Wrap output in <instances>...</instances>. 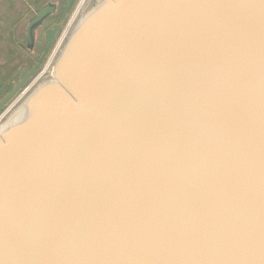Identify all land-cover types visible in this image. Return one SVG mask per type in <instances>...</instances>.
Here are the masks:
<instances>
[{"label": "water", "instance_id": "95a60500", "mask_svg": "<svg viewBox=\"0 0 264 264\" xmlns=\"http://www.w3.org/2000/svg\"><path fill=\"white\" fill-rule=\"evenodd\" d=\"M85 17L0 126V264H264V0Z\"/></svg>", "mask_w": 264, "mask_h": 264}, {"label": "rangeland", "instance_id": "374dc122", "mask_svg": "<svg viewBox=\"0 0 264 264\" xmlns=\"http://www.w3.org/2000/svg\"><path fill=\"white\" fill-rule=\"evenodd\" d=\"M9 1L10 3L6 5L2 4L3 1L0 2V101L8 93L9 88L7 89V87L11 88L18 84V71H28L30 68V64L26 59L28 55L31 54L32 58L37 59L45 44L41 38H38L36 43L37 48L35 47L34 51H28L27 49L25 30L28 20L34 14V10L39 9L47 2H52L56 3L59 11H61L68 0ZM99 1L101 0H77L39 70L0 110V126L43 82L77 24L82 18L88 15L94 5ZM3 7L7 13L4 12ZM50 22V20H47L44 23L48 26ZM42 30L39 29L37 31L36 37L40 36Z\"/></svg>", "mask_w": 264, "mask_h": 264}, {"label": "flooded vegetation", "instance_id": "af4514ba", "mask_svg": "<svg viewBox=\"0 0 264 264\" xmlns=\"http://www.w3.org/2000/svg\"><path fill=\"white\" fill-rule=\"evenodd\" d=\"M68 2H69V0L67 1V3H66V5L64 6V8L61 9V11H59L58 5H57L56 3L47 2L46 4H44V5L41 6V7H43V6L47 5V4H50V5H54V6H56V9H55V11H54L52 14L48 15V16L46 17V19L44 20V22L47 21V20H50V21H51L50 24H49L48 26H46L45 23L43 22V24H42L40 27H38V29L35 31V33H36V35H37V31H38L39 29H43L42 32L40 33V36H37V37L35 36V39H34L33 44L31 45V48L28 46V44H27V40H26V44H27V49H28V51H30V50H31V51H34L35 47L37 48L36 43H37L38 38H41L42 41H44L45 44H44V46H43V48H42V51H41V53H40V55H39V57H38L37 59L32 58V57H31V56H32L31 54L28 55V57H27L26 59L28 60V62H29V64H30V68L28 69V71H23V70H21V71L19 70V71H18V78H19V81L21 80V73H22V72H24V74H27V73L29 72V70L32 69V68L38 63V60H39V58H40V56H41V54H42V52H43V49H44V47H45V45H46L45 32H46V30L51 29L54 25H56V24H60V23H61V21H62V19H63L64 12H65V9H66V7H67V5H68ZM5 5H6V4H5ZM74 5H75V4H74ZM41 7H40V8H41ZM73 7H74V6H73ZM72 9H73V8H72ZM72 9H71V10H72ZM71 10H70V12H71ZM35 11H36V9L34 10V14H33V16L35 15ZM70 12H69L67 15L64 16V20H63V22H62V24H61L60 31H61L62 27L64 26L65 22L67 21ZM33 16H32V17H33ZM32 17H31V18H32ZM31 18H30V19H31ZM30 19H29V20H30ZM29 20H28V22H29ZM27 24H28V23H27ZM26 27H27V25H26ZM60 31H59L58 34L56 35L55 40H54V43H55V41H56V39H57V37H58ZM25 38H26V30H25ZM54 43H53V44H54ZM21 47H22V46H21ZM51 48H52V47H51ZM50 50H51V49H50ZM27 60H26V61H27ZM43 62H44V61H43ZM43 62H42V63H43ZM42 63H41V64H42ZM41 64H40V66H41ZM40 66H39V68H40ZM18 69H19V68H18ZM38 70H39V69H38ZM34 75H35V74H34ZM31 77H32V76H31ZM31 77L27 79L26 83L31 79ZM26 83H25V84H26ZM25 84H24V85H25ZM8 88H9V91H8V93H9L14 87H11V88H10V87H7V89H8ZM18 92H19V91H18ZM8 93H7V94H8ZM7 94H6V95H7ZM6 95H5V96H6ZM15 95H16V94H15ZM15 95H14V96H15ZM5 96H4V97H5ZM14 96H13V97H14ZM13 97H12V98H13ZM12 98H11V99H12ZM11 99H10V100H11ZM10 100H9V101H10ZM9 101H8V102H9ZM8 102H7V103H8ZM7 103H6V104H7ZM6 104H5V105H6ZM5 105H4V106H5Z\"/></svg>", "mask_w": 264, "mask_h": 264}, {"label": "crops", "instance_id": "0c3cea01", "mask_svg": "<svg viewBox=\"0 0 264 264\" xmlns=\"http://www.w3.org/2000/svg\"><path fill=\"white\" fill-rule=\"evenodd\" d=\"M1 1H3V2H2L3 5H5V4H9V3H10L9 0H7V1L1 0ZM1 1H0V2H1ZM3 10H4V12H6V9H5L4 7H3ZM9 11H10V10H9ZM6 13H7V12H6Z\"/></svg>", "mask_w": 264, "mask_h": 264}, {"label": "bare ground", "instance_id": "6f19581e", "mask_svg": "<svg viewBox=\"0 0 264 264\" xmlns=\"http://www.w3.org/2000/svg\"><path fill=\"white\" fill-rule=\"evenodd\" d=\"M85 18H86V17H85ZM85 18H84V19H85ZM84 19L82 20V22L84 21ZM82 22H81V23H82Z\"/></svg>", "mask_w": 264, "mask_h": 264}]
</instances>
